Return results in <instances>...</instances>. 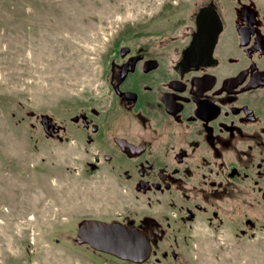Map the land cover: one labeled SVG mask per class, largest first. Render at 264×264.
<instances>
[{"label": "rangeland", "instance_id": "374dc122", "mask_svg": "<svg viewBox=\"0 0 264 264\" xmlns=\"http://www.w3.org/2000/svg\"><path fill=\"white\" fill-rule=\"evenodd\" d=\"M209 1L0 0V264H124L79 244L78 227L144 216L164 219L168 235L145 264H264V172L244 170L246 193L238 198L234 184L213 217L199 180L140 193L124 162L104 160L101 136L71 120L104 108L118 46L188 35L176 26ZM215 2L264 17V0Z\"/></svg>", "mask_w": 264, "mask_h": 264}, {"label": "flooded vegetation", "instance_id": "af4514ba", "mask_svg": "<svg viewBox=\"0 0 264 264\" xmlns=\"http://www.w3.org/2000/svg\"><path fill=\"white\" fill-rule=\"evenodd\" d=\"M213 10L222 31L210 51L193 45L202 10L176 26L189 28L188 35H151L118 46L108 66L104 108L71 120L90 137L101 136L104 160L124 162L126 179L138 192L170 194L184 191L185 179L199 180L215 217L217 202L231 205L234 184L238 198L246 193L244 170L264 172V17L250 6L208 9L204 20L213 18ZM42 120L50 134L51 120ZM164 221L144 216L114 222L151 233L145 264L168 237ZM169 254L173 260L179 255L173 248Z\"/></svg>", "mask_w": 264, "mask_h": 264}, {"label": "water", "instance_id": "95a60500", "mask_svg": "<svg viewBox=\"0 0 264 264\" xmlns=\"http://www.w3.org/2000/svg\"><path fill=\"white\" fill-rule=\"evenodd\" d=\"M217 9L215 0H210L198 14L197 33L194 35L193 45H203L209 51L221 33V21L216 11H211L212 19L204 20L206 10ZM208 51V52H209ZM78 242L88 244L93 249L117 257L121 260L144 263L150 254L151 233L142 232L135 227L123 225L118 222L107 223L104 221L87 219L82 221L77 231Z\"/></svg>", "mask_w": 264, "mask_h": 264}]
</instances>
